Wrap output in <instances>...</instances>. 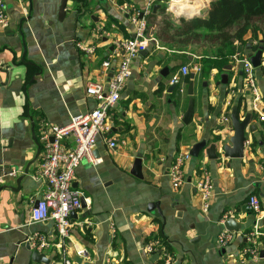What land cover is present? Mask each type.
Segmentation results:
<instances>
[{"label":"crops","instance_id":"1","mask_svg":"<svg viewBox=\"0 0 264 264\" xmlns=\"http://www.w3.org/2000/svg\"><path fill=\"white\" fill-rule=\"evenodd\" d=\"M5 2L9 27H0V264H37L31 259L33 250L27 249L29 239L40 233L56 240L51 223L30 222L31 209L48 190L47 182L37 176L46 155L42 131L66 125L72 117L96 108L97 101L87 95L86 87L91 82L108 83L123 56L116 44L134 37L132 17L137 13L138 19L143 14L147 20L152 41L133 61L121 99L109 113L111 133L100 138L93 151L98 165L83 160L77 169L74 187L86 208L71 218L70 252L77 255L85 250V262L90 264L107 260L158 264L161 250L148 254L145 247L163 237L174 250L173 264H264V122L253 110L239 68L234 64L230 71L212 70L203 77L199 60L213 47L203 37L190 41V45L210 46L198 55L187 50L188 44L167 40L179 24L162 12L164 1L68 0L63 20H59L62 0ZM150 3L162 8L144 17ZM171 21L173 28L166 30ZM78 44L94 52H83ZM255 44L249 41L241 49L234 42L237 55L248 58L258 52L251 49ZM105 61L112 63L109 71L102 67ZM185 66L190 75L196 74L194 112L188 125L183 123L190 84V75L181 73ZM255 77L264 114V52ZM171 85L177 87L169 92ZM235 106L240 120L253 114L250 125L256 132L248 130L244 158L226 159L222 148L234 135L230 114ZM105 138L118 141V146L110 149ZM202 141L217 144V160H209L205 152L191 156L192 148ZM72 142L65 144L71 147ZM39 145L41 153L19 186L17 180L36 159ZM139 155L143 179L131 174ZM183 155L190 156L183 169L186 183L175 190L169 173ZM206 172L213 181L214 197L204 214L195 186ZM251 196L258 198L260 214L251 209ZM157 203L163 217L149 209ZM226 215L242 228L222 248L218 236L226 230L222 223ZM255 228L261 232L257 262L241 256L249 245L247 235ZM46 256L51 264L61 262L55 250Z\"/></svg>","mask_w":264,"mask_h":264},{"label":"built area","instance_id":"2","mask_svg":"<svg viewBox=\"0 0 264 264\" xmlns=\"http://www.w3.org/2000/svg\"><path fill=\"white\" fill-rule=\"evenodd\" d=\"M165 2L166 13L174 21L183 16H193L207 11L215 0H160ZM152 3L149 4L147 14H151ZM185 19V18H184ZM135 26L134 37L125 41L118 42L116 47L123 53L121 62L113 69L112 76L108 83L91 82L86 87L88 96L97 101V106L88 113L79 114L70 120L66 125L51 126L49 132L42 131V141L46 145V155L37 173L39 178H43L48 184V190L42 199L38 200L35 207L31 209L30 222L32 223H51L56 234L54 242L49 241L46 236L37 233L29 239V246L33 252L49 254L54 250L58 252L61 259L60 264H74L69 256L71 218L72 214L82 208V194L74 187L76 172L83 160H87L93 165H98L99 161L93 158L98 140L107 137L111 133L109 113L116 107L121 99V95L126 87L127 81L131 76V65L133 61L147 50L151 37L146 36L148 23L147 20L138 19V13L132 17ZM0 27H9L6 12L5 0H0ZM78 48L86 53H93V48H86L81 44ZM234 64L239 68L245 83L247 93L252 97V106L255 113L259 114L260 120L264 122V114L260 112L261 95L255 77L250 58L241 55L234 57ZM104 70L109 71L112 67L110 61L102 64ZM198 69L197 71H199ZM183 76L190 74V69L185 66L181 69ZM228 122V119H224ZM50 137L53 141H50ZM72 139L71 147H67L65 142ZM110 149L118 146V141L107 139ZM190 159L189 155L178 156L169 173L172 186L175 190L181 188L185 183L184 165ZM15 175L16 173H12ZM196 191L199 196L201 211L206 214L210 211L214 197V185L208 172L204 173L196 183ZM249 204L253 212L260 214L261 207L256 196L249 198ZM230 218L226 215L223 218L225 223ZM261 232L255 228L247 235L249 245L241 251L244 259H251L257 262L260 260L259 238ZM235 233L223 231L218 236V244L224 248L235 240ZM158 242H153L145 247L148 254H154L159 250ZM164 250V248H161ZM80 258H88L85 250L77 251ZM164 264H172L171 258L165 254ZM106 264H110L109 260Z\"/></svg>","mask_w":264,"mask_h":264},{"label":"trees","instance_id":"3","mask_svg":"<svg viewBox=\"0 0 264 264\" xmlns=\"http://www.w3.org/2000/svg\"><path fill=\"white\" fill-rule=\"evenodd\" d=\"M162 12H165L164 8ZM175 22L166 23V30L173 28ZM176 23L179 28L174 29V33L167 36V40L184 46L203 37L204 41L213 47L212 52H204L199 60L201 74L205 78L212 70H217L220 74L227 66H234V57L237 55L234 42H237L241 49H244L249 41L256 42L251 46L254 52L264 47V0H215L204 18L181 19ZM248 34L250 38L246 39ZM159 242L162 258L158 264H164V253H168L175 260L174 250L169 243L163 237Z\"/></svg>","mask_w":264,"mask_h":264},{"label":"water","instance_id":"4","mask_svg":"<svg viewBox=\"0 0 264 264\" xmlns=\"http://www.w3.org/2000/svg\"><path fill=\"white\" fill-rule=\"evenodd\" d=\"M67 1L68 0H62V4H61V8L59 11V20H63L64 17L66 16L65 13V9L67 6ZM162 7L161 6H155L153 8V12L154 14L157 13L158 10H160ZM207 14V11L201 13V14H196L193 16H183L179 19L176 20V22H179L181 19H189V20H199L205 17V15ZM143 18V14L140 15V19ZM263 52L264 49L261 47L258 52L255 53V55L250 57V62L253 66L254 69H258L262 66V57H263ZM231 66H227L225 69L230 71L231 70ZM163 76L166 77L167 75L163 73ZM196 78V74L193 73L190 75V84L188 87V96H189V104H188V109L186 111L185 117L183 119V123L185 125H188L192 119L193 116V112H194V100H193V95H194V81ZM222 84L226 85L228 84V77L226 75H224L222 77ZM176 85H171V87L169 88V92H172L174 89H176ZM252 117L253 114L252 113H247L246 116L244 117V119L240 120V116H239V108L238 107H233L232 112L230 114V120L232 123V128L234 130V135L233 137L230 139L229 143L224 145L222 148L223 151V157L226 159H242L245 156V147L246 144L248 143V130L250 129V132H256V127L251 124L252 121ZM33 138L34 140H36V135L33 131ZM38 155L36 157V159L30 163L24 173V175H22L18 180H17V184L20 186V183L22 181V179L28 174L29 172V167L31 166V164H33L38 156L41 153V146H38ZM205 152L207 158L209 160H217L219 158L218 154H217V144L213 143L211 145H208L207 141H202L198 144H196L191 151V156L194 158H198L200 153ZM131 174L138 178V179H143V174H142V156L139 155L137 157V159L134 162ZM6 188H11V187H6ZM11 190H14L11 188ZM1 192V189H0ZM82 208H86V203L84 198H82ZM150 211H154V209L157 211V214L161 217H163V213L160 209V205L154 204L151 205L149 207ZM75 215V213L72 214V217ZM224 227L227 231L229 232H237L239 230H241V225L236 223L234 218H229L225 223H224ZM27 249L29 251L30 250V246H27ZM70 257L72 259V261L74 262V264H90L89 262H85L82 258L78 257L74 251L70 252ZM261 257H263V253H261ZM31 259L34 263L37 264H51V260L49 258H47V256L45 254H40L37 252H32V256Z\"/></svg>","mask_w":264,"mask_h":264},{"label":"rangeland","instance_id":"5","mask_svg":"<svg viewBox=\"0 0 264 264\" xmlns=\"http://www.w3.org/2000/svg\"><path fill=\"white\" fill-rule=\"evenodd\" d=\"M149 28V27H148ZM148 28H147V32H146V36H149V32H148ZM209 48L210 46H208V45H206V44H204L203 42H200V43H193V44H188V46H187V50H191V51H193V52H195L196 54H200L205 48ZM157 252H158V250H157ZM156 252V253H157ZM165 254H167L168 256H169V254L168 253H164V255ZM170 258H171V261H172V257L171 256H169ZM165 261H166V259H165ZM172 264H173V261H172Z\"/></svg>","mask_w":264,"mask_h":264}]
</instances>
